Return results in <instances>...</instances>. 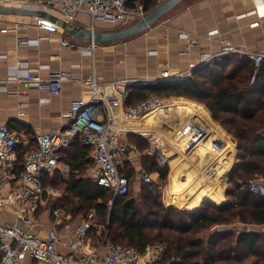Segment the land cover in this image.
I'll return each mask as SVG.
<instances>
[{
	"label": "crops",
	"instance_id": "obj_1",
	"mask_svg": "<svg viewBox=\"0 0 264 264\" xmlns=\"http://www.w3.org/2000/svg\"><path fill=\"white\" fill-rule=\"evenodd\" d=\"M3 1L8 3H46L50 0H0V4ZM260 1L258 7H255L254 0H192L190 2L185 0L168 11L157 23L141 33L142 35L131 43L137 48V54L139 52L135 58L129 61L131 71H135L132 74L134 73V76L136 74L139 79H160L163 73L166 72L169 75H173L186 71L190 63L199 65L201 50L192 51L188 55L180 53L184 43L179 38V33L189 34L192 39L200 42L202 50H208L211 54L220 53L226 46L233 49L227 55L230 54L237 59H248L245 55L240 54L239 51H264V0ZM51 14L59 17L56 11H51ZM71 23L91 26V20L85 13H76ZM0 25L7 29L5 33L0 32V125L6 123L10 128L17 131L21 136L22 146H29L37 132H52L64 128L68 122L66 113L69 110V105L75 99H82L87 102L94 94H97L101 98L99 105L104 120L107 119L108 115L113 120L119 115L121 110L123 111L125 104L115 97L111 89V83L121 79L119 78L121 65L110 57V54L115 53V50L119 48L118 45L98 46V43H95L94 48H91L89 42L75 41L65 35L61 28L51 30L34 26V18L0 15ZM103 26H106V24L95 23L94 29L97 30ZM118 27L120 26L112 28ZM210 32H214V34L209 36L208 33ZM60 38H64L72 43L73 46H61ZM32 69H35V72L41 77H46L53 70H64L70 73V78L62 83L59 94L50 95L29 84L27 75H32ZM90 77H94L95 89L86 87L83 84ZM103 100L105 102H102ZM180 100L187 99L172 98L171 103ZM163 110L158 109L156 111L158 116ZM207 113L208 122L211 125L219 126L218 128L222 133L224 132V135L220 134L225 141L223 148L219 149L221 162H219L218 157L217 160L225 171L228 170L227 172H230L234 160L236 161V143L223 127L212 120L208 111ZM153 114H148L146 117L156 116ZM171 120V122H168L171 125L168 126L178 122V125H173L175 128L183 121V119H177L174 122L173 117ZM195 122L201 127L208 124L207 121L195 120ZM151 125L146 126L147 131L145 132L155 130L153 127L156 124L153 123ZM125 131L122 139L128 141L130 139L127 134H136V129L133 128H125ZM157 132L160 135L164 133L162 130ZM215 135L214 131L211 132L206 142L210 143ZM166 137L168 138L167 135ZM76 140L78 139H75L73 143ZM226 141H229L230 144L226 143ZM147 149L137 155L139 153L137 147L136 152L128 151L119 159L120 171L123 172L126 169L135 171V176L131 175L129 179L130 186L133 185V187L140 188L144 184L140 180L139 175L140 173L148 172L141 168L140 161L146 156L145 152ZM197 150L202 151V146L194 147L192 157L187 156V158L193 159ZM180 153L184 157V153ZM204 153L212 155L206 151ZM212 156L214 157V155ZM82 159H88L90 162L82 165L80 170L74 172L80 175L81 178L88 177L94 180L96 170L94 161L89 157L88 153ZM174 159L175 162L180 163L176 156ZM230 163L231 166H229ZM65 170L67 173L63 172ZM83 171L84 173L81 175ZM148 174L154 180L157 178L155 183L160 178L158 172H150ZM69 175L70 167L62 160L58 163L54 174L46 181L48 185L55 187L61 192L60 194L68 196L69 200L65 203L66 205L70 203L71 195L66 191L62 180H69ZM223 186L224 182L217 188L218 192L216 194L220 198L217 201L209 199L208 193H202L201 200L190 198L187 193L189 190L192 191V188L189 185L184 186L181 190L183 191L182 193H176V191L167 192L166 188L167 194L164 197L162 195V203L167 208L174 207L173 209H176V206L197 207L206 200L221 204L227 200ZM8 190V185L0 186L2 194H5ZM52 199L55 201L56 197H52ZM165 200L170 203H165ZM53 201H48L39 209L32 232L39 236H45L49 230L55 229L62 236V243L59 249L63 253H67L69 245L75 242V230L84 218L81 215H71L64 207L65 205L55 206ZM55 208L61 209L60 217H54L53 210ZM9 212L10 210L1 212L0 220L5 222L12 221L11 213ZM228 227L237 230L257 231L264 236V224L245 226L235 223ZM95 240L94 236L88 235V244H95ZM31 263L32 261L26 255H21L17 261V264Z\"/></svg>",
	"mask_w": 264,
	"mask_h": 264
},
{
	"label": "built area",
	"instance_id": "obj_2",
	"mask_svg": "<svg viewBox=\"0 0 264 264\" xmlns=\"http://www.w3.org/2000/svg\"><path fill=\"white\" fill-rule=\"evenodd\" d=\"M162 1L157 0L158 3ZM254 2L255 7H258L261 1ZM0 5L48 13L56 11L58 16L68 23L72 22L76 13H85L91 20V28H94L95 23L111 27L132 24L147 14L140 3L132 4L131 0H50L46 3L3 1ZM34 26L51 30L59 28L55 23L43 18H34ZM6 31L7 29L0 25V32ZM212 34L214 32L208 33L209 36ZM179 38L184 43L180 51L182 55L201 50L199 65L190 63L186 71L173 75L166 72L162 78L182 79L196 67L218 61L233 50L226 46L220 53L211 54L208 50H202L200 42L192 39L189 34L179 33ZM60 45L73 46L64 38H60ZM94 45L95 43L90 42L91 48H94ZM239 52L252 62L248 84L253 85L264 60V51ZM35 71L32 69V75H27L29 84L50 95L59 94L62 83L70 78V73L64 70L50 71L46 77L39 76ZM149 81L151 80L117 79L111 83V89L115 97L124 103L128 98L130 86L145 85ZM83 84L94 89L96 87L94 77L86 79ZM100 99L94 94L87 102L82 99L71 101L66 113L68 122L64 128L35 133L31 146L23 153L20 172L17 167V150L22 145L21 136L8 124L0 125V186L4 184L9 186L5 194L0 192V213L10 210L12 219L10 222L0 220V264H17L21 255H26L38 264H158L164 251L162 244L148 246L143 253L131 246L114 245L105 235L100 242L88 244V232L94 225L93 213H89L77 226L75 242L69 245L67 253L59 249L62 236L55 229L49 230L45 236L32 232L37 212L48 201H53L52 197H56L53 201L55 206L63 205L69 200L67 195L60 194L61 192L48 185L46 181L58 167L60 152L68 148L75 139L87 149L89 157L94 161L96 166L94 181L97 185L111 190L113 196H123L129 192L130 180L120 173L119 159L128 151L136 152L137 145L122 139L126 132L125 128H121V124L124 123L122 121L126 119L134 124L139 123L162 105L163 101L152 95L121 110L120 119L119 115L113 120L108 115L104 120L99 105ZM135 133L146 138L149 143L146 156L155 159L162 168L169 165L172 154H176L181 148H184L181 151L186 154L206 134L198 123L187 119L176 132L173 143L169 142L173 150L166 151L165 140L157 131L136 130ZM218 137L212 139L211 144L221 149L225 141L215 142ZM139 178L147 186V190L152 189L155 180L150 174L140 173ZM261 180L251 183L252 193L264 194V183H260ZM61 212L60 208H55L54 217H60Z\"/></svg>",
	"mask_w": 264,
	"mask_h": 264
},
{
	"label": "trees",
	"instance_id": "obj_3",
	"mask_svg": "<svg viewBox=\"0 0 264 264\" xmlns=\"http://www.w3.org/2000/svg\"><path fill=\"white\" fill-rule=\"evenodd\" d=\"M131 3H140L146 12L158 5L157 0H131ZM251 71L249 59H237L229 54L196 67L179 80L160 81L147 87L130 86L124 102L128 108L154 95L164 100H190L164 104L159 109L187 110L193 105L206 108L212 120L236 142V161L228 174L225 202L205 201L192 211L167 208L158 195L159 185L153 183L152 189L147 190L143 184L142 213L129 192L113 196L111 190L74 172L90 162L82 159L87 155V149L76 140L59 156V162L66 161L70 167V178L62 180V184L71 195V201L63 206L71 215L83 218L94 213L95 224L88 235L96 233L98 226L104 229L101 234L114 245L131 246L140 253L148 246L164 245L163 257L158 264H264L262 233L228 227L235 223L245 226L264 224V194L250 191L251 183L258 180L256 177L260 176L264 182V60L253 85L248 84ZM127 136L137 147L142 143L143 151L149 148L148 141L141 135ZM29 146L21 145L17 150L19 172L22 171L23 153ZM195 154L203 156L208 165L213 161V169L208 170L206 178L211 189L217 191L228 170L225 171L212 155L199 150ZM146 157L142 159L143 169L148 173L158 172L164 180L167 168ZM126 170L120 173L130 179L132 171ZM206 193L212 200L211 193ZM31 264L37 263L32 261Z\"/></svg>",
	"mask_w": 264,
	"mask_h": 264
},
{
	"label": "rangeland",
	"instance_id": "obj_4",
	"mask_svg": "<svg viewBox=\"0 0 264 264\" xmlns=\"http://www.w3.org/2000/svg\"><path fill=\"white\" fill-rule=\"evenodd\" d=\"M187 1V0H186ZM190 1H192V0H188V2H190ZM128 25H130V24H127L126 26H128ZM125 25H122V26H120V27H118V28H112V27H109V26H103V27H100L99 29H97V30H99V31H114V30H118V29H122V28H124V27H126ZM140 35H142V34H139V35H137V36H134V37H132V38H129V39H125V40H121V41H117V42H115V43H113V44H100V43H98L97 45L98 46H100V45H118L119 46V48H117L116 50H115V53L113 52V53H111L110 54V57L113 59V60H115L116 61V63L117 64H119L120 63V65H121V74L119 75V78H121V79H136V80H138L139 78L138 77H136V74H135V76H134V73L132 74V72H135V71H131V66H130V59H132V58H135V56H136V54H137V48L135 47V46H133V44H131V43H133V41H135V39H137ZM130 45H132V46H130ZM208 49V48H207ZM138 54H139V52H138ZM137 54V55H138ZM171 100H172V98H170V99H166V100H164V99H161V101H163V105L164 104H172L171 103ZM168 107V106H167ZM125 109H127V108H123V110H125ZM163 109V108H162ZM158 110V109H157ZM156 110V111H157ZM161 110V109H160ZM166 110H168V108L166 109ZM156 111H154V114L153 115H156V116H158V112H156ZM119 117V119H120V115L118 116ZM121 118H123L124 119V117L122 116ZM122 119V120H123ZM173 119H174V122H176V120L178 119V117L177 116H173ZM126 121V122H125ZM185 121V120H184ZM184 121H182L181 122V124L180 125H182V123L184 122ZM214 121V120H213ZM122 122H124V123H122L121 125H123V126H121V128H127V127H124L125 125H127L128 123L129 124H131V122H129V120L127 121L126 119H124ZM128 122V123H127ZM145 118L142 120V121H140L139 123H136V124H141L140 126H143L145 123ZM215 122V121H214ZM161 123V124H160ZM164 123V121L162 122H159L158 124H156V126L155 127H153V129H155L156 131H164V133H163V135H162V137L164 138V140H165V149H166V151H172L173 149H172V147H170V145H169V142H171V143H173V141H174V136H175V134H176V132L179 130V128L181 127L180 125L177 127V129L174 131V135L172 136V138L171 139H168L167 137H166V135H165V133H166V128H167V126L168 125H171V124H168V123H166V125L165 124H163ZM178 123V122H177ZM173 124V125H178V124ZM216 123H218V122H216ZM132 124H133V122H132ZM136 124H134V126L136 125ZM219 124V123H218ZM153 125V124H152ZM151 125V126H152ZM172 125V126H173ZM220 125V124H219ZM221 126V125H220ZM144 127V126H143ZM222 127V126H221ZM129 128V127H128ZM134 128H136L137 129V127H134ZM154 130V131H155ZM225 130V129H224ZM226 131V130H225ZM220 134L221 135H224V132L222 133V132H220ZM219 134V135H220ZM218 135H216V137H217ZM234 142H235V140H234ZM236 143V142H235ZM139 148V153H137V155H139V154H141L142 153V151H143V149H144V145H142V143H139V146H138ZM143 148V149H142ZM235 149V148H234ZM203 152H204V150H202ZM187 154V153H186ZM206 154V153H205ZM129 156V155H128ZM176 156V154H172V158H171V160L174 158ZM214 158L216 159V161L218 162V160H217V156H214ZM219 158V157H218ZM143 159V158H142ZM171 160H170V162H171ZM189 160V161H188ZM184 161V162H183ZM188 161V162H187ZM191 161V162H190ZM65 163H66V161H64ZM181 162H183L184 164H183V166H184V168L182 167V166H178L177 167V169H176V173H173V174H175V175H177V176H180V178L182 179V178H184L185 179V174H183L185 171H191L192 172V170H193V172H194V177H195V179H194V181L196 182V184L197 185H199V184H205V185H207L206 187H209V184H207L208 182L207 181H205L204 179H205V177L207 176V174H208V170H210L211 168H212V164H213V161L211 162V163H209V164H211V165H208L207 164V162L205 161V159H204V157L203 156H200L199 154H194V156H193V159H189V158H187V159H184V157H182L181 158ZM219 162H221V158H219ZM218 162V163H219ZM234 162H235V160H234ZM140 163H141V168L143 169L144 168V161L143 160H141L140 161ZM186 163V164H185ZM171 163H169V165L168 166H166V168H167V171H166V179H160L159 178V180H157L156 181V183L159 185L158 186V188H157V191H158V195L160 196V198H161V202H162V198L164 197V195L165 194H167V192L165 191L166 190V186L169 184V181H170V175H171V165H170ZM188 164V165H187ZM186 165V166H185ZM181 167V168H180ZM65 169V168H64ZM181 169V170H180ZM183 169V170H182ZM213 169V168H212ZM144 171H145V169H143ZM130 171H132V175H133V177L135 176V171L133 170V169H130ZM184 171V172H183ZM64 173H67V171L65 170V171H63ZM183 172V173H182ZM84 173V171L81 173V175ZM228 174H229V172H227V174H226V180L224 181V186H223V189H225L226 190V187H227V183H228ZM85 175L87 176V172L85 171ZM160 177V176H159ZM88 178V177H87ZM257 179H262L260 176H258V177H256ZM90 179V178H89ZM157 179V178H156ZM155 179V180H156ZM207 179V178H206ZM262 182H260V183H264L263 182V180H261ZM205 182V183H204ZM143 185H141L140 186V188H137V187H133V185H131L130 186V191H129V197H132V198H134V200H135V202H136V204L139 206V208H140V210L141 209H143V203H144V195H143V193H142V191H143ZM147 188V187H146ZM224 191V190H223ZM166 192V193H165ZM181 192H183V191H181ZM186 192H187V190H186ZM188 195H192V191L191 190H189V192L187 193ZM162 195H163V197H162ZM191 198V197H190ZM71 201V200H70ZM166 201V200H165ZM165 203H170L169 201L167 202H165ZM212 203H214V204H218V203H215V202H212ZM164 205V204H163ZM201 205V204H200ZM200 205H198L197 207H193V208H187V207H180V206H176L177 208L176 209H178V210H181V211H191V210H194V209H196V208H198ZM180 207V208H179ZM141 211H143L142 213H144V210H141ZM95 222V221H94ZM102 231H104V229H102V228H99L98 226H97V231H96V233H94V234H91L92 236H94L95 237V241L96 242H100L103 238H104V236H103V234H101L102 233ZM165 233H167V232H165ZM171 235V234H170ZM168 238H169V236H167ZM95 242V243H96ZM162 257H163V255H162ZM161 257V258H162ZM245 264H248L247 262H245Z\"/></svg>",
	"mask_w": 264,
	"mask_h": 264
},
{
	"label": "water",
	"instance_id": "obj_5",
	"mask_svg": "<svg viewBox=\"0 0 264 264\" xmlns=\"http://www.w3.org/2000/svg\"><path fill=\"white\" fill-rule=\"evenodd\" d=\"M184 1L185 0H163L162 2L158 3V5L154 9L147 12V14L142 19H139L122 29L114 31H99L91 28L90 26L76 25L71 22L68 23L51 13L40 10H29L0 5V15L43 18L49 20L55 23L59 28H61L65 35L79 42L115 43L117 41L129 39L145 32L147 29L151 28L155 23H157L165 14H167L168 11ZM165 80H176V78L169 77L152 79L151 81H149L145 85H141L140 87L155 85L156 83ZM218 136L219 137L215 142L224 140L221 135Z\"/></svg>",
	"mask_w": 264,
	"mask_h": 264
},
{
	"label": "bare ground",
	"instance_id": "obj_6",
	"mask_svg": "<svg viewBox=\"0 0 264 264\" xmlns=\"http://www.w3.org/2000/svg\"><path fill=\"white\" fill-rule=\"evenodd\" d=\"M163 105V104H162ZM162 105H160L159 107H161ZM159 107L157 108V109H159ZM156 109V110H157ZM155 110V111H156ZM184 111H186V112H184ZM154 112V111H153ZM153 112H151V113H153ZM150 114V113H149ZM174 115H176V116H178V119H183V121L184 120H187V119H190L191 121L192 120H200V121H209V118H208V113H207V111L205 110V109H203L201 106H192L191 108H189V109H187V110H179V109H177V110H166V109H164L160 114H159V116L158 117H156V116H148V117H146V119H145V126L144 127H142V126H140V124H136L135 126H134V124H127L126 125V127L128 128H133V129H136V128H134V127H137V129L136 130H138V131H143V132H145V131H147V128H146V126L147 125H149V124H153V123H155V124H158L159 122H163L164 121V123L163 124H165L166 125V123H168L169 121L171 122L172 120H171V118L174 116ZM206 122V123H207ZM197 123V122H196ZM161 124V123H160ZM123 126V125H122ZM156 126V125H155ZM203 127V129L205 130V136H204V138L201 140V141H199V142H197L192 148H191V150L189 151V152H187V154H185L183 151H181V149H184V148H181L180 150H178V152L176 153V157H177V159L180 161V163H177V162H175L174 160V158L171 160V162L169 161V163H171L170 165H171V175H170V182H169V185L167 186V192H173V191H180L181 192V190L184 188V186L185 185H189L191 188H192V195H189V197H191V198H193L194 200H201L202 199V193H206V192H210L211 193V198H212V200L213 201H217V200H219L220 198L217 196V191H214L213 189H211V186H210V184L209 183H207V184H209V187H206L207 185H205V184H199V185H197L196 184V182L194 181V179H195V177H194V172H193V170H192V172L191 171H183L182 173L183 174H185V179H181L180 178V176H177V175H175V174H173V173H176L177 171H176V169H177V167L178 166H182L183 168H184V166H183V162H181V158H182V154L180 153V152H183L184 153V159H187V156L188 157H192V153H193V148L195 147H199L200 145L202 146V148H203V150L204 151H206L207 153H209V154H212V155H214V156H217V157H219V158H221L220 157V151H219V148H218V146H213L212 144H211V141H210V143H208V142H206V139L209 137V134L211 133V132H215V134L216 135H219L220 134V132H222L217 126H214V125H211L209 122H208V124H206L205 126H202ZM177 129V127L175 128V127H173V126H167V129H166V135L168 136V138H172V136L174 135L173 133H174V131ZM216 135H215V137H216ZM226 136V135H225ZM215 137H213V139L215 138ZM228 139V138H227ZM226 143H228V144H230V142L228 141H226ZM178 147H180L179 146V144H178ZM218 158V159H219ZM189 159H191V158H189ZM189 161V160H188ZM187 161V162H188ZM191 162V161H190ZM186 164V163H185ZM188 165V164H187ZM186 166V165H185ZM181 168V167H180ZM181 170V169H180ZM183 170V169H182ZM177 174V173H176ZM205 181H207V179H206V177H205V179H204ZM208 182V181H207ZM205 183V182H204ZM197 202V201H196Z\"/></svg>",
	"mask_w": 264,
	"mask_h": 264
}]
</instances>
